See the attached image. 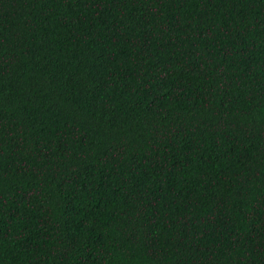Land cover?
I'll return each mask as SVG.
<instances>
[{
	"label": "trees",
	"instance_id": "trees-1",
	"mask_svg": "<svg viewBox=\"0 0 264 264\" xmlns=\"http://www.w3.org/2000/svg\"><path fill=\"white\" fill-rule=\"evenodd\" d=\"M0 264H264V0H0Z\"/></svg>",
	"mask_w": 264,
	"mask_h": 264
}]
</instances>
